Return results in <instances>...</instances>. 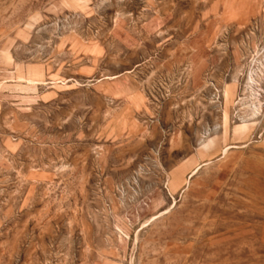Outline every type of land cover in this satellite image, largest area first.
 Here are the masks:
<instances>
[{
    "label": "rangeland",
    "instance_id": "374dc122",
    "mask_svg": "<svg viewBox=\"0 0 264 264\" xmlns=\"http://www.w3.org/2000/svg\"><path fill=\"white\" fill-rule=\"evenodd\" d=\"M0 264H264V0H0Z\"/></svg>",
    "mask_w": 264,
    "mask_h": 264
},
{
    "label": "bare ground",
    "instance_id": "6f19581e",
    "mask_svg": "<svg viewBox=\"0 0 264 264\" xmlns=\"http://www.w3.org/2000/svg\"><path fill=\"white\" fill-rule=\"evenodd\" d=\"M254 196V195H253ZM256 196V195H255ZM252 197V196H251ZM255 203H256V201H255ZM254 205V204H253ZM227 243H228V241H227Z\"/></svg>",
    "mask_w": 264,
    "mask_h": 264
}]
</instances>
